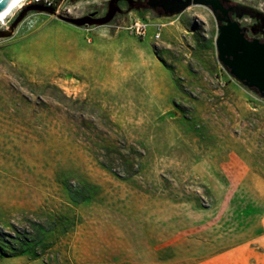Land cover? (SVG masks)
<instances>
[{
  "label": "rangeland",
  "instance_id": "rangeland-1",
  "mask_svg": "<svg viewBox=\"0 0 264 264\" xmlns=\"http://www.w3.org/2000/svg\"><path fill=\"white\" fill-rule=\"evenodd\" d=\"M210 1L159 16L69 0L0 36V264H235L244 241L264 249V95L217 51L231 23L264 42V0ZM113 5L105 23L66 20ZM136 16L160 17V37L126 30Z\"/></svg>",
  "mask_w": 264,
  "mask_h": 264
},
{
  "label": "water",
  "instance_id": "water-1",
  "mask_svg": "<svg viewBox=\"0 0 264 264\" xmlns=\"http://www.w3.org/2000/svg\"><path fill=\"white\" fill-rule=\"evenodd\" d=\"M16 0H0V14L4 13ZM114 2L116 0H113ZM131 6L125 12H129L139 7H148L157 12L159 16H170L182 12L190 4H211L210 0H144L142 2L128 0ZM212 5V4H211ZM213 10L215 7L211 6ZM46 10L53 12L55 7H44L39 4H33L20 12L17 18L6 30H0V36L9 35L13 27L26 14L28 10ZM119 10L118 5H113L105 18L97 19L90 16L82 18H66L67 21L77 25L91 23H105L111 15ZM218 57L223 66L240 79L246 78L261 91L264 95V42L257 39L250 41L244 37V33L235 23L222 27L217 38ZM231 63H234L239 71H236Z\"/></svg>",
  "mask_w": 264,
  "mask_h": 264
},
{
  "label": "crops",
  "instance_id": "crops-1",
  "mask_svg": "<svg viewBox=\"0 0 264 264\" xmlns=\"http://www.w3.org/2000/svg\"><path fill=\"white\" fill-rule=\"evenodd\" d=\"M149 27H148V33H150V37H154V34L156 32V24L161 23V29H160V35L164 29V23L161 21L160 17H155L152 19H149ZM160 37V36H159ZM253 240V239H252ZM251 239L244 241L245 248H241L242 246H235L234 252L235 254L231 255V262L235 264H264V249L261 251H258V253L255 254H249L248 252H256L255 249L250 248L249 244L252 241ZM260 244L264 246V241L261 240ZM244 249V250H243ZM247 252V253H243ZM240 253V254H239Z\"/></svg>",
  "mask_w": 264,
  "mask_h": 264
},
{
  "label": "built area",
  "instance_id": "built-area-1",
  "mask_svg": "<svg viewBox=\"0 0 264 264\" xmlns=\"http://www.w3.org/2000/svg\"><path fill=\"white\" fill-rule=\"evenodd\" d=\"M69 0H24V3H33V4H39L44 7H55L56 11H59L62 9ZM141 18V17H133L130 19L129 23L124 26L126 30H128L131 33H134L139 36H145L148 27H149V19ZM156 32L154 34L155 38H159L160 36V29H161V23H157L156 25Z\"/></svg>",
  "mask_w": 264,
  "mask_h": 264
},
{
  "label": "bare ground",
  "instance_id": "bare-ground-1",
  "mask_svg": "<svg viewBox=\"0 0 264 264\" xmlns=\"http://www.w3.org/2000/svg\"><path fill=\"white\" fill-rule=\"evenodd\" d=\"M23 5H25L24 0H16L13 4L10 5V7L4 13L0 14V20L6 19L9 14L13 13L15 10L22 7ZM231 64L233 68L239 71L238 67L234 63Z\"/></svg>",
  "mask_w": 264,
  "mask_h": 264
},
{
  "label": "flooded vegetation",
  "instance_id": "flooded-vegetation-1",
  "mask_svg": "<svg viewBox=\"0 0 264 264\" xmlns=\"http://www.w3.org/2000/svg\"><path fill=\"white\" fill-rule=\"evenodd\" d=\"M213 2H214V3H213L214 5H217L218 7L220 6L218 0H213ZM220 9H224V8L220 7ZM260 39L263 40V39H264V36H261Z\"/></svg>",
  "mask_w": 264,
  "mask_h": 264
}]
</instances>
